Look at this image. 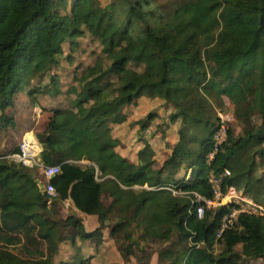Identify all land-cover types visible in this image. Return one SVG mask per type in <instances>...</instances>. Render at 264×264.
I'll use <instances>...</instances> for the list:
<instances>
[{
    "label": "trees",
    "instance_id": "16d2710c",
    "mask_svg": "<svg viewBox=\"0 0 264 264\" xmlns=\"http://www.w3.org/2000/svg\"><path fill=\"white\" fill-rule=\"evenodd\" d=\"M124 2L119 19L114 1L0 0V117L17 95L42 93L32 82L61 65L64 46L73 52L89 36L104 56L74 78L70 105L52 110L37 135L40 163L60 169L50 181L55 198L39 189L37 170L0 157V264H53L62 242L99 246L103 229L125 263L150 264L156 254L157 264H264V218L240 215L217 238L228 208L206 209L200 220L193 212L195 195L212 197L209 175L224 170V186L264 206V171L256 176L264 159V0ZM51 80L50 89L58 79ZM143 95L162 99L183 125L157 170L150 148L138 153V165L122 160L107 128L123 123L125 107ZM223 98L242 128L228 130L208 165ZM153 119L135 125L145 130ZM66 201L95 217L96 229L87 233L77 215H63Z\"/></svg>",
    "mask_w": 264,
    "mask_h": 264
},
{
    "label": "rangeland",
    "instance_id": "374dc122",
    "mask_svg": "<svg viewBox=\"0 0 264 264\" xmlns=\"http://www.w3.org/2000/svg\"><path fill=\"white\" fill-rule=\"evenodd\" d=\"M97 1L101 4L102 7L109 6L111 1L116 2L115 6L113 5L114 7L112 8V12L114 13L115 17L121 19L123 16H125L127 5L126 2H124V0H97ZM165 1L166 0H162V2ZM136 34L139 37L140 35L143 36L142 35L143 31L141 30L140 33L137 32ZM77 43H78L77 47L73 52L69 51L67 45L64 46V56L59 61V65L60 64L61 65L58 68H55L50 73L51 75L45 76L40 81H38L37 79L33 80L32 84L36 88L39 87L40 88L39 90H41L42 93L36 94V97L35 95L28 97L27 94H19L14 98L13 105L5 109L3 115L0 117V157L2 156L4 158L10 156L11 153L18 147L25 133L26 135L28 133L29 136H32L34 137V139L37 140V135L44 130V127L46 125L48 117L51 114V111L58 108H67L70 105V102L74 98V95L69 93V89L74 85L76 86L74 82V78H77L80 72L84 70L86 67L93 66L97 58L104 57L98 42L92 40L89 36H84L83 38L79 39ZM52 78L58 79V81L57 84L52 85L50 89ZM55 89H57L58 93H55ZM143 96L150 99H154L148 95H143ZM216 112H218V114L221 113L227 115L229 118V125H228L229 129H232L236 135L240 134L242 127L241 125L236 123V120L233 116V106L226 98H223L222 109L220 111L216 110ZM153 116L154 118L156 117V119L150 122V124H148L145 131L147 137L145 138L144 141L145 143L144 149L147 148L149 149L152 147L155 150L154 158H153L154 162L157 161L155 163H158V162H162V160L168 154L166 153V151L169 152L170 150L171 153L173 149L172 141L175 135L174 132H172V134L170 133V135L168 136L163 134H165L166 132H171L172 129H175V126L172 127V125H175L176 123H178L177 124L178 131L182 130L183 125L181 123V120L173 111L166 119H159L157 118L158 116H156L155 114ZM4 117L11 118L13 120L14 128L6 126L5 120H3ZM251 123L254 125H258L260 123V112L258 108L254 111ZM121 124H117V125H121ZM107 125L109 127L111 125H116V124H112L108 121ZM108 131L111 132V129H109ZM184 133L186 134L187 138L191 137V134H193L192 131H188V130L184 131ZM194 133H198V135H200V132L194 131ZM149 138L151 139L149 140ZM178 138L179 137L177 136V139ZM188 140H191L192 143H194L192 139H188ZM191 148H194V145H191ZM160 166L161 163L159 165H156V169H160ZM263 171H264V159L259 162V168L256 176L258 177ZM166 174L167 171L163 173L164 175L163 177H165ZM181 174L182 173H180L177 178H180ZM62 209H63L62 211L63 215H66L71 211L70 207L67 209L62 207ZM78 216L80 217L82 223L84 224V228L87 233L92 232L95 229L96 227L95 219H93L91 216H87L84 214H79ZM92 225H95V227L93 226L94 228H91ZM102 232L104 236V242L97 252L95 250L96 243L94 241L80 242L78 239H76L77 247L72 248L71 246L72 240L70 239L67 242L60 244L62 255H65L70 251L71 262H72L77 257L85 256V253H83V251H86L87 248H91L93 249L92 254L97 253L95 256L97 258H100L101 252L105 251L104 248H106V251L109 248V246L113 249L115 248V246L113 247L112 244L109 242L110 240L108 237V230L103 229ZM105 244H108L107 247H104ZM150 248L151 250L154 251L153 246H151ZM114 250L116 252V248ZM220 251H221V246L217 245L214 249V252L219 253ZM108 255H112V253H108ZM113 255H114L113 257L116 258L115 253ZM120 262L121 264H135L133 259H131L129 262L126 263L123 260ZM95 264H99V262ZM111 264H117V263L115 261H112ZM150 264H157L156 254L152 255ZM247 264H263V263L259 260L257 261L255 260V261H249Z\"/></svg>",
    "mask_w": 264,
    "mask_h": 264
},
{
    "label": "built area",
    "instance_id": "2783aa9c",
    "mask_svg": "<svg viewBox=\"0 0 264 264\" xmlns=\"http://www.w3.org/2000/svg\"><path fill=\"white\" fill-rule=\"evenodd\" d=\"M229 118L227 115L218 114V122L216 131L213 135L212 145L213 151L206 156V162L209 165L217 153L219 147L223 145L226 140L227 132L229 130ZM41 146L34 137L25 134L18 145V152L16 154L4 157L16 164L30 169L37 170L39 175L44 180L43 192L50 198L56 197V192L51 185V179L60 173L58 166H44L39 161V154ZM229 176V171L224 170L220 174L211 173L208 177V183L212 197L205 200L195 195L193 202V212L197 219H202L205 210H218L222 207L228 208V212L223 216L217 238L228 229L234 226L240 215H249L264 218V206L255 203L242 190H237L234 186H224V179ZM173 194L176 192L173 191Z\"/></svg>",
    "mask_w": 264,
    "mask_h": 264
},
{
    "label": "crops",
    "instance_id": "0c3cea01",
    "mask_svg": "<svg viewBox=\"0 0 264 264\" xmlns=\"http://www.w3.org/2000/svg\"><path fill=\"white\" fill-rule=\"evenodd\" d=\"M172 111H173V109L166 106L162 99H160V100L158 98L150 99V98H147L144 96L140 97L139 99H137L136 101H134L133 103H131L130 105L125 107V109L123 110V116L125 118V122H123L121 125L116 124V125H111L109 127L107 125L108 130L111 129V132L109 131L110 137L119 142V146L116 148V152L119 155V157L122 160H124L127 164L138 165V153L140 151L144 150V147H145L144 141H145V138L147 137V135L145 132L146 129L140 130V128L137 125H135V122L139 121L140 119L142 120L143 118H146L149 115H154V114L156 116H158L157 118H159V119H166L172 113ZM155 119H156V117L153 120H155ZM177 124L178 123H176L175 125H172V127L175 126V129H172L171 132H166L165 134H163V135L168 136V135H170V133L172 134V132H174L175 135H174L173 141H172L173 147L178 142V139H177L178 125ZM150 139L151 138H149V140ZM167 139H169V138H167ZM170 140H171V137H170ZM150 149H152L153 152L155 151L152 147ZM166 153H168V154L165 156V158L162 160V162H158V163H155L157 161L154 162V169H156V165H159L160 163H161V166L163 165L166 158L170 155V150H169V152L166 151ZM8 161L12 162L10 160H8ZM178 175H177V177H178ZM63 207L65 209L70 207V209H71L70 212H72V214L75 213V215H77V216L79 214H81L73 208L72 203L70 201H66L63 204ZM92 218L95 219V221H96L95 217H92ZM95 225L97 227V222H95ZM95 225H92L91 228H94ZM96 227H95V229H96ZM64 242H67V241H64ZM64 242H62V243H64ZM103 242H104V237H103L102 243L99 246L96 245V248L94 247L96 252L101 247ZM109 242L114 247L113 242L111 240ZM107 245L108 244H105L104 247H107ZM76 246H77V243H76ZM114 249L109 246V248L106 251V248H104L105 251H102L100 258H97L95 256L97 253L92 254L93 249L87 248L86 251H83V253H85V256H83V257L84 258L92 257L90 264H95L97 262H99V264H111L112 261H115L117 264H121L120 261H122V259L119 255V253L117 251L115 252ZM108 253H112V255H108ZM114 253L116 255V258L113 257ZM67 262H71L70 251H69V253L62 255L61 248L59 247V253L54 258L53 264H60V263H67Z\"/></svg>",
    "mask_w": 264,
    "mask_h": 264
},
{
    "label": "water",
    "instance_id": "95a60500",
    "mask_svg": "<svg viewBox=\"0 0 264 264\" xmlns=\"http://www.w3.org/2000/svg\"><path fill=\"white\" fill-rule=\"evenodd\" d=\"M38 187L41 191H43V186L40 183H38ZM73 215H75V213H73Z\"/></svg>",
    "mask_w": 264,
    "mask_h": 264
}]
</instances>
